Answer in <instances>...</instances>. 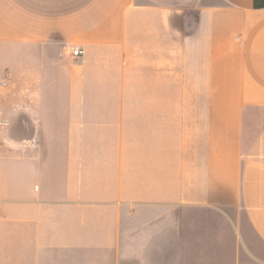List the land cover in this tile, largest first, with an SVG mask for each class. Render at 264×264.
<instances>
[{"label":"crops","instance_id":"0c3cea01","mask_svg":"<svg viewBox=\"0 0 264 264\" xmlns=\"http://www.w3.org/2000/svg\"><path fill=\"white\" fill-rule=\"evenodd\" d=\"M209 263L264 264V0H0V264Z\"/></svg>","mask_w":264,"mask_h":264},{"label":"built area","instance_id":"2783aa9c","mask_svg":"<svg viewBox=\"0 0 264 264\" xmlns=\"http://www.w3.org/2000/svg\"><path fill=\"white\" fill-rule=\"evenodd\" d=\"M82 50L79 46H75L73 49H72V55L75 56V57H78V56H81L82 55Z\"/></svg>","mask_w":264,"mask_h":264},{"label":"rangeland","instance_id":"374dc122","mask_svg":"<svg viewBox=\"0 0 264 264\" xmlns=\"http://www.w3.org/2000/svg\"><path fill=\"white\" fill-rule=\"evenodd\" d=\"M210 233V232H209ZM208 233V234H209ZM204 253L210 254L211 253V248L209 247H204ZM210 264V263H209Z\"/></svg>","mask_w":264,"mask_h":264}]
</instances>
